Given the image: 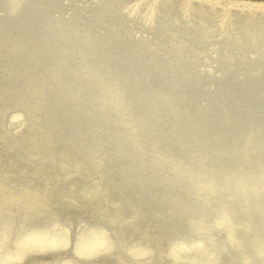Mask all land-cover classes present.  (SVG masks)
Masks as SVG:
<instances>
[{"label":"rangeland","instance_id":"374dc122","mask_svg":"<svg viewBox=\"0 0 264 264\" xmlns=\"http://www.w3.org/2000/svg\"><path fill=\"white\" fill-rule=\"evenodd\" d=\"M123 5L115 0H15L12 8L10 0H0V176L33 165L62 166L63 181L69 186L71 181L76 186L88 183L90 192L73 207L59 209L53 200L51 208L28 213L37 217L31 221L34 225H60L75 216L86 228L102 230L124 254L125 247L142 245L155 255L153 264H169L177 260L172 244L188 234L171 214L170 201L182 185L155 182L169 172L157 168L153 157L175 158L199 171L200 183L235 174L239 180L264 178V56L258 55L264 48L249 49L214 29L203 41L199 34L190 39L186 35L192 32L155 28L150 20L127 15ZM99 13L109 14L107 23H101L105 17ZM92 70L98 71V80L74 84ZM35 77L43 81L26 83ZM38 86L61 94L58 101L67 113L46 105L49 119L39 120L34 128L25 123L5 129L9 114L23 115L22 98ZM114 86L123 94L121 103L106 99V88ZM135 128L139 147L129 137ZM40 131H49L48 138H41ZM74 142L87 158L101 157V175L79 165L78 157L66 155L63 150ZM52 148L54 158L48 154ZM1 180L14 193L39 186L49 192L50 180L41 175ZM204 196H183L186 210H181L180 220L188 216L203 224L202 219L217 218L231 204L247 211V216L234 218L239 242L247 246L242 245V251L228 246L217 228L205 233L219 249L216 253L215 245L205 246L218 264H264L261 214L252 216L246 203L236 204L240 198L233 201L227 192ZM257 199L264 207V197ZM163 220H171L173 227ZM243 225H249L250 232L241 233ZM233 252L234 263L228 258ZM104 259L102 264H112ZM65 261L72 264L69 257L45 264Z\"/></svg>","mask_w":264,"mask_h":264},{"label":"bare ground","instance_id":"6f19581e","mask_svg":"<svg viewBox=\"0 0 264 264\" xmlns=\"http://www.w3.org/2000/svg\"><path fill=\"white\" fill-rule=\"evenodd\" d=\"M120 6L123 5L127 15H131L137 19H143L146 23L150 20L154 27L165 26L167 29H179L181 33L192 32L186 35L190 39H194L195 34L202 35L199 38L202 41L210 38L212 29L216 30L217 34L221 36H228L235 43L241 41V44L248 45L252 50L257 48H264V4L258 3L256 5L237 4L231 0H115ZM126 3V4H125ZM15 0H10V7L14 8ZM123 13V12H122ZM102 16H109V14L99 13ZM101 23H107L108 19L105 17ZM183 34V35H184ZM185 37V35H184ZM183 37V38H184ZM123 38V37H122ZM182 39V38H181ZM181 39H178L179 41ZM258 50V49H257ZM263 54V55H261ZM258 55L264 56L263 51L258 52ZM87 62V61H86ZM85 62V63H86ZM97 70L85 73L74 84L88 83L90 79L100 78ZM25 79L29 85H34L37 81H43L41 77H35V81ZM34 83V84H33ZM44 86V82H41ZM42 86L34 88V94L23 97L24 114L17 112L9 114V119L6 121L5 129L11 127L18 128L21 124L27 125L31 128L35 127L36 122L43 119H49L46 114L45 106L50 105L53 109L67 113L66 107H61L58 99L62 96L57 92L53 95V90H49L50 94L45 91ZM108 94L106 99L114 102H122L123 94L121 90L114 86L113 89L106 88ZM105 89V90H106ZM69 95V94H68ZM55 96V97H54ZM25 111L27 113H25ZM18 126V127H17ZM28 129V127H27ZM54 130V126L50 131ZM137 129H133L129 133V137L139 147L137 142ZM41 132V131H40ZM6 134L8 132H5ZM49 131L40 133V137L47 139ZM78 138H76V143ZM74 142L66 150H63L69 157H78L77 163L81 166H89L90 171H95L97 175L102 172L99 168L100 156L94 159L87 158L86 151L76 147ZM81 143V142H80ZM79 143V144H80ZM72 148V149H71ZM71 149V150H70ZM124 151V156L129 157L128 152ZM49 157L54 158L56 149L52 148L48 152ZM65 155L61 156L59 160H63ZM157 168H168L169 174L156 178L155 182H162L163 185L169 187H179V192H174L170 204L172 205L171 214H176L174 218L177 223L184 225L187 236L181 235L178 241L172 244L173 257H176V262L169 264H218V258L213 256L208 251L207 246L215 245L210 239L209 233L212 227L217 228L218 231L225 238V243L233 247L235 251H242L245 245L240 236L237 235V223L234 221L235 217L243 218L247 216V211L235 208L232 206L224 211V214L217 216V218L206 217L202 219L203 224L185 216L180 220L181 210L185 209L180 199L184 197H203L204 193L208 197H212L220 192H227L233 194L234 198H240L238 203H246L251 209L250 212L254 217L264 219V207L260 204V196L264 197V178L260 175L254 177L246 176L243 180L235 176L225 177L223 180L209 179L206 182L200 183L199 171L187 169V167L177 162L175 158H161L153 157ZM121 166L122 164H116ZM145 163H141L142 169ZM62 166L53 167L51 165H33L30 168L15 169L12 174H7L5 171L1 172L0 176V264H45L47 261L51 262L55 259L61 260L69 257L72 264H102L104 258H110L112 264H153L152 259L154 254H148L143 250L142 245L125 247H118L111 242V240L103 233L102 230L92 227H85L80 220L71 216L60 225H34L31 221L37 220V217H30L28 213L46 210L53 206V200H56L57 208L66 205L65 207H73L74 203L80 204L85 192H90L86 188L89 184L75 185L73 181H63L61 178ZM190 167V166H189ZM236 173V172H235ZM50 180L46 193L45 190L40 191L39 187H33L25 192L19 191L14 193L12 189H5V183L1 180L20 181L24 178L40 177ZM170 176V177H168ZM260 176V177H259ZM202 178V177H201ZM133 179L138 180V176ZM92 180V179H90ZM93 181V180H92ZM195 183L197 187L192 189L190 186ZM253 185V188L251 187ZM121 187V186H120ZM247 187L252 193H247ZM251 187V188H250ZM178 190V188L176 189ZM108 190L105 191L106 194ZM100 195V193H98ZM230 201V199H228ZM192 200H188L187 203ZM69 204V205H67ZM61 209V208H59ZM244 211V212H242ZM208 214H206L207 216ZM44 217H52L47 215ZM179 217V219H178ZM29 219V225H27ZM166 225L171 226V220L166 222ZM242 232H250L249 225L242 226ZM239 234V233H238ZM257 238V236H256ZM255 238V241H256ZM212 242V243H210ZM171 243V242H170ZM247 246H245L246 248ZM264 248V244L260 245ZM238 249V250H237ZM219 250L216 245L213 247L214 252ZM245 250V249H244ZM243 250V251H244ZM238 253V252H237ZM232 263L235 262L236 255L228 257ZM69 264L68 261H65ZM63 264V263H62ZM240 264H247L240 262Z\"/></svg>","mask_w":264,"mask_h":264},{"label":"water","instance_id":"95a60500","mask_svg":"<svg viewBox=\"0 0 264 264\" xmlns=\"http://www.w3.org/2000/svg\"><path fill=\"white\" fill-rule=\"evenodd\" d=\"M237 2H252V3H259V2H264V0H234Z\"/></svg>","mask_w":264,"mask_h":264}]
</instances>
